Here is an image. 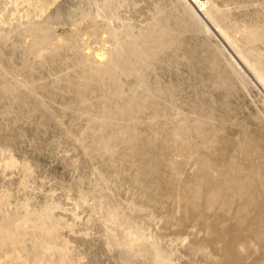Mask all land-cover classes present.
Masks as SVG:
<instances>
[{"label":"rangeland","instance_id":"obj_1","mask_svg":"<svg viewBox=\"0 0 264 264\" xmlns=\"http://www.w3.org/2000/svg\"><path fill=\"white\" fill-rule=\"evenodd\" d=\"M47 1L0 0V242L30 254L47 228L59 264H214L222 241L163 217L264 185V86L229 44L264 0Z\"/></svg>","mask_w":264,"mask_h":264},{"label":"bare ground","instance_id":"obj_2","mask_svg":"<svg viewBox=\"0 0 264 264\" xmlns=\"http://www.w3.org/2000/svg\"><path fill=\"white\" fill-rule=\"evenodd\" d=\"M32 1H35L38 4V12L40 13L39 14L40 16L44 15L46 12L50 10L51 4L48 3L47 0H21V3L30 6ZM49 1L55 3L57 0H49ZM104 2L100 3L99 1V4L97 5V13L96 14L94 13L95 16L99 15L100 17L104 18V20H106L107 23L108 22L110 23L112 19H114V17L119 19L117 13L113 14L109 12V16L102 14V11L106 9L105 7H107L106 6L107 4L105 5ZM194 3H196L198 8H200L205 13L214 11L213 9L209 11L207 5L203 0H194ZM15 4L17 3L15 2ZM192 4L193 3H191V5ZM192 6L195 5L193 4ZM116 9L115 12L117 11ZM29 14H30L29 11H26L25 17L26 18L30 17ZM196 16H198V14ZM199 17L200 16H198V18L196 19L199 20L200 19ZM209 17L212 22L215 21L214 15L213 16L211 15ZM198 20L196 21L199 22L200 20L199 21ZM249 20L239 21L236 20V17L234 20H232L233 24L231 26V31H230L231 35L229 36L231 40H229L230 42L229 44L234 52V53L232 52L234 56L236 57L238 56L242 58L245 61V64L249 68V70L252 71L259 78L260 82L264 86V19L261 21L260 19H255L251 21ZM200 22H202L203 29L204 28L205 30L210 29L209 25L205 23V21H200ZM112 24L113 23H111V25ZM112 33L114 34V32ZM120 35H118V37ZM115 36L118 39L116 34ZM125 37L126 36H124V38ZM114 46L116 45L114 44ZM128 50L129 48L127 49V51ZM95 55L101 59L105 56V54L101 52H96ZM133 67L135 66L133 65ZM129 72L130 71L128 70V73ZM8 163H13L12 159ZM250 182H251L250 183L251 192L249 197L244 201H237L235 199H232L227 194H224L222 196L220 195L219 197L216 196L215 193L207 194L206 193L207 187H205V190L203 191L202 195H200L201 197L200 199H198L197 202L195 201V203H190V204L187 203L185 205H180L179 203L180 206L178 205L177 209H169L166 212V214L163 217L165 228L167 229V227L170 226L171 224L176 226V228L178 229H182L183 231L185 230L193 231L195 229L203 228L204 230H206V233H208V235L210 236L209 237L211 238L210 240H212L213 238H217L223 243L222 249L219 247V249H221L220 253H222L221 257L218 260H216L214 264H243V260H242L243 256L241 255L242 254L245 255V253H242V251H245V249H252L253 251H258L262 248L261 245L264 244V187H263L264 185L262 186L260 182L255 178H251ZM213 205H216L217 209L210 211ZM47 231H49L47 230V228L46 229L42 228L39 230L37 235L38 237L37 246L34 252L33 251H32L33 253L30 252V254L27 253L26 249L22 246V244L16 245L15 241L12 242L15 243V245L11 244L10 242L11 239L9 240V238H11L12 236L11 237L10 235L4 236L7 239V243L3 244L2 242H0V262L3 264H13L15 259H19L21 260L22 264H59L60 262H62L60 247L63 244L50 241V235ZM206 238L209 239L207 236L205 237V239ZM214 241L215 240L213 239V242ZM8 244H10V247L7 246ZM210 245L212 247V244ZM40 253H42V256L39 259H36V257ZM1 254H4L5 256L2 257ZM162 259L165 261L164 257H162ZM251 264H264V263L253 262Z\"/></svg>","mask_w":264,"mask_h":264}]
</instances>
